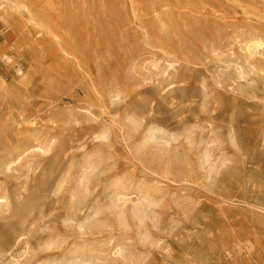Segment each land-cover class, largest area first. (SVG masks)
Instances as JSON below:
<instances>
[{
  "label": "rangeland",
  "instance_id": "rangeland-1",
  "mask_svg": "<svg viewBox=\"0 0 264 264\" xmlns=\"http://www.w3.org/2000/svg\"><path fill=\"white\" fill-rule=\"evenodd\" d=\"M77 2L97 7L107 0ZM164 2L194 12L184 16L210 32L206 46L175 43L170 51L178 63L171 67L153 50L144 57L156 67L133 73L123 69V54L100 42L83 57L84 82L65 92L58 107L62 145L0 171L7 199L0 207V264L87 258L85 264H264V81L238 76L247 61L259 67L263 59L255 52L248 58L244 44L233 43L236 35L264 37V0H129L128 6L143 13ZM5 32L0 23V37ZM27 36L18 55L0 43V54L11 58L0 63L10 95H25L11 64L25 75L34 69L25 57H42ZM40 47L50 51L48 41ZM115 79L120 98L110 95ZM7 107L15 105L0 96L2 120ZM150 134L153 142L144 145ZM135 207L145 213L134 216Z\"/></svg>",
  "mask_w": 264,
  "mask_h": 264
},
{
  "label": "bare ground",
  "instance_id": "bare-ground-1",
  "mask_svg": "<svg viewBox=\"0 0 264 264\" xmlns=\"http://www.w3.org/2000/svg\"><path fill=\"white\" fill-rule=\"evenodd\" d=\"M77 1L0 0V23L6 31L4 34L7 33L0 37V43L5 42V52L18 55L25 46L28 34L31 35V38H27L31 39L29 49L39 46L42 56L39 59L30 54L25 57V62L34 67L33 71L25 75L17 62L11 64L15 68L16 80H19L25 94L21 97L9 94L11 84L6 83L0 74V96L3 95L15 105V108L7 107V119L0 118V171L11 172L28 163V159L34 155L56 153L62 145L58 125L61 98L78 81L84 82L87 71L83 57L99 49L100 44L113 47V54H123V69L133 73L140 67H156L154 60L148 61L144 56L154 55L153 50L157 49L162 51L170 67L177 64V59L170 51L171 47H176L175 43L186 46L188 39H194L204 41L206 46L204 33L210 34L209 31L203 32L197 22L190 20L191 17L184 16L185 12L186 16L194 12L180 6L170 7L165 2L159 9L150 8L140 13L135 7L128 6L129 0H107L97 7H87L84 2ZM15 37L17 42L10 44V40ZM95 37L97 40L94 46L91 39ZM44 41L49 42L50 51L40 47ZM233 43H243L248 58L255 52L263 59L259 67H254L247 61L246 71L242 68L239 70V79L251 84L257 79L264 81V37L243 38L236 35ZM186 49L191 50L192 46ZM217 49L219 48H214L213 51ZM56 57V62L46 69L37 67L48 61L53 62ZM10 60L7 54H0L1 64L9 65ZM117 80H114V88L110 92L112 97H119L121 94ZM36 104L44 107L37 111L30 110ZM153 138L150 134L144 145L153 142ZM162 150H155L156 154H160ZM205 158L207 159V155ZM86 178L87 175L82 179L84 184ZM6 202V197L0 195V207L3 205L1 203ZM143 208L135 207L133 215L145 213ZM204 225L210 236L215 220L212 216L206 217ZM90 260L92 259L87 258L81 263L72 264H85Z\"/></svg>",
  "mask_w": 264,
  "mask_h": 264
}]
</instances>
